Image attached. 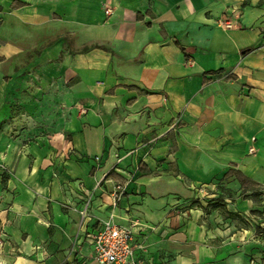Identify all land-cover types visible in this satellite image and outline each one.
Listing matches in <instances>:
<instances>
[{
	"label": "crops",
	"instance_id": "0c3cea01",
	"mask_svg": "<svg viewBox=\"0 0 264 264\" xmlns=\"http://www.w3.org/2000/svg\"><path fill=\"white\" fill-rule=\"evenodd\" d=\"M261 1L0 0V264H264Z\"/></svg>",
	"mask_w": 264,
	"mask_h": 264
},
{
	"label": "built area",
	"instance_id": "2783aa9c",
	"mask_svg": "<svg viewBox=\"0 0 264 264\" xmlns=\"http://www.w3.org/2000/svg\"><path fill=\"white\" fill-rule=\"evenodd\" d=\"M108 16L112 15V11L107 10ZM176 125V124H175ZM100 158H96L99 160ZM126 192V185H117L114 190V201L116 203ZM201 192H204L202 189ZM139 220L132 222L131 226H122L115 222L114 215L105 220L98 231L91 235L95 259L98 264H143L136 260L134 245V228L139 226ZM144 249L143 246H140Z\"/></svg>",
	"mask_w": 264,
	"mask_h": 264
},
{
	"label": "trees",
	"instance_id": "16d2710c",
	"mask_svg": "<svg viewBox=\"0 0 264 264\" xmlns=\"http://www.w3.org/2000/svg\"><path fill=\"white\" fill-rule=\"evenodd\" d=\"M263 3H264V0L261 1V4H263ZM252 51H253V49L250 48V49H247L245 52L250 53ZM4 182H5V179H4ZM262 231H264V230H262Z\"/></svg>",
	"mask_w": 264,
	"mask_h": 264
},
{
	"label": "rangeland",
	"instance_id": "374dc122",
	"mask_svg": "<svg viewBox=\"0 0 264 264\" xmlns=\"http://www.w3.org/2000/svg\"><path fill=\"white\" fill-rule=\"evenodd\" d=\"M261 196L263 197V200H264V194H262ZM259 218H264V213H263L262 217L259 216Z\"/></svg>",
	"mask_w": 264,
	"mask_h": 264
}]
</instances>
